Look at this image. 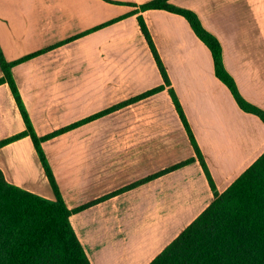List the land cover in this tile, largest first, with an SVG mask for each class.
<instances>
[{"label": "crops", "instance_id": "obj_1", "mask_svg": "<svg viewBox=\"0 0 264 264\" xmlns=\"http://www.w3.org/2000/svg\"><path fill=\"white\" fill-rule=\"evenodd\" d=\"M150 1L0 0V48L6 62L20 61L11 74L38 137L163 86L41 143L90 264H150L214 200L169 89L217 194L264 154V123L238 107L182 16L140 10ZM168 3L196 14L240 95L264 110V0ZM24 130L0 84V140ZM0 170L12 185L54 199L29 137L0 148Z\"/></svg>", "mask_w": 264, "mask_h": 264}, {"label": "trees", "instance_id": "obj_2", "mask_svg": "<svg viewBox=\"0 0 264 264\" xmlns=\"http://www.w3.org/2000/svg\"><path fill=\"white\" fill-rule=\"evenodd\" d=\"M168 1L152 0L141 5L140 10H165L182 16L196 37L209 50L214 75L227 87L238 107L246 113L257 116L264 123V110L244 100L234 80L225 70L218 40L203 28L196 14L190 10L176 8ZM138 23L164 85L170 87L165 69L140 16H138ZM18 62L20 61L6 62L0 48L2 71L0 84L6 83L9 86L25 125L23 132L0 140V148L23 137H29L54 199L49 200L12 185L0 170V264H90L70 225L69 216L72 211L64 204L41 143L80 123L143 99L161 90L163 86L114 106L83 122L38 137L11 74V68ZM169 92L195 155L214 192V200L150 264H264V154L223 193L217 194L180 105L174 93L170 89ZM191 161L192 159L178 164L168 171Z\"/></svg>", "mask_w": 264, "mask_h": 264}]
</instances>
